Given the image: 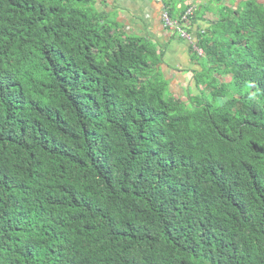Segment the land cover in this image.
Segmentation results:
<instances>
[{"label": "trees", "instance_id": "obj_1", "mask_svg": "<svg viewBox=\"0 0 264 264\" xmlns=\"http://www.w3.org/2000/svg\"><path fill=\"white\" fill-rule=\"evenodd\" d=\"M210 1L185 103L95 0H0V264H264V2Z\"/></svg>", "mask_w": 264, "mask_h": 264}, {"label": "crops", "instance_id": "obj_2", "mask_svg": "<svg viewBox=\"0 0 264 264\" xmlns=\"http://www.w3.org/2000/svg\"><path fill=\"white\" fill-rule=\"evenodd\" d=\"M116 1L95 0V5L106 12L114 11L115 8L121 9L114 18L119 21L127 34L146 37L164 51L160 69L168 81V90L174 96L182 98L187 92L198 93L199 89L194 76L202 70L201 66L193 58L195 51L190 43L164 26L161 18L165 7L163 1L125 0L124 4H116ZM207 14L213 16L212 12H205L202 18L192 17L191 32L193 35L198 36V33L210 25L209 20L212 18L209 19Z\"/></svg>", "mask_w": 264, "mask_h": 264}, {"label": "built area", "instance_id": "obj_3", "mask_svg": "<svg viewBox=\"0 0 264 264\" xmlns=\"http://www.w3.org/2000/svg\"><path fill=\"white\" fill-rule=\"evenodd\" d=\"M179 7H181V5H179L178 8ZM194 9L195 6L192 4L186 8L184 12L179 13L177 17H171L168 9L164 7L161 13V18L166 28L177 34L179 37L186 39L193 50L199 56H203L202 49L197 45V35H193L191 32L192 14Z\"/></svg>", "mask_w": 264, "mask_h": 264}, {"label": "rangeland", "instance_id": "obj_4", "mask_svg": "<svg viewBox=\"0 0 264 264\" xmlns=\"http://www.w3.org/2000/svg\"><path fill=\"white\" fill-rule=\"evenodd\" d=\"M189 1H191V2H193V4L195 3L196 4V6H197V2H199L200 4H209V3H211V1L210 0H189ZM210 1V2H209ZM263 2H264V0H262ZM125 3V0H117L116 1V4H124ZM214 3V1L212 2V4H210L211 6L212 5H214L213 4ZM221 4H224V5H226V6H229V7H232V8H235L238 4H239V0H221ZM221 4H218V5H214V7H219V6H221ZM196 8V7H195ZM103 10V9H102ZM119 10H121V9H114V11H110V12H106L105 10V12L108 14V15H106V17H108L109 19L110 18H113V19H116V18H114V16L115 15H117V12L119 11ZM205 12H211L210 10H206ZM194 13V12H193ZM213 14V13H212ZM208 15V18L209 19H211L212 18V20H214L215 19V14H213V16H214V19H213V16H211L210 14H207ZM192 17H194L193 16V14H192ZM212 20H209L210 21V24H211V21ZM200 90L202 89V87H200L199 88ZM173 91V90H172ZM166 95L168 96V94L166 93ZM205 95H206V98L208 99V100H212V97H211V95L209 94V92H205ZM181 99H183L184 100V102L186 103V96H184V97H182ZM213 101V100H212Z\"/></svg>", "mask_w": 264, "mask_h": 264}]
</instances>
